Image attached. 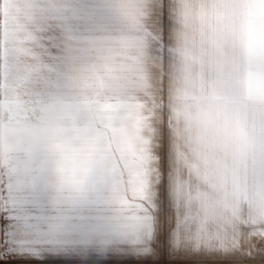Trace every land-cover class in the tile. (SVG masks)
I'll return each mask as SVG.
<instances>
[{
    "label": "rangeland",
    "instance_id": "rangeland-1",
    "mask_svg": "<svg viewBox=\"0 0 264 264\" xmlns=\"http://www.w3.org/2000/svg\"><path fill=\"white\" fill-rule=\"evenodd\" d=\"M225 6L165 19V33H149L158 22L145 17H86L70 26L68 61L42 98L52 159L87 176L129 230L179 225L193 244L243 243L241 227L226 241L223 226L227 211L231 220L242 211L236 193L226 209V191L227 180L241 179L243 154L193 132L194 115L224 126L242 121L253 141L246 165L264 171V67L251 61L250 35L237 32L246 25L228 18ZM14 7L7 28L0 14V48L23 41L39 9L37 0H14ZM249 198L247 209L264 206V195Z\"/></svg>",
    "mask_w": 264,
    "mask_h": 264
},
{
    "label": "snow or ice",
    "instance_id": "snow-or-ice-1",
    "mask_svg": "<svg viewBox=\"0 0 264 264\" xmlns=\"http://www.w3.org/2000/svg\"><path fill=\"white\" fill-rule=\"evenodd\" d=\"M31 31L0 48V264H264V239L193 244L179 225L129 230L87 176L54 163L42 98L68 61L86 0H37ZM4 27L17 10L0 0Z\"/></svg>",
    "mask_w": 264,
    "mask_h": 264
},
{
    "label": "crops",
    "instance_id": "crops-1",
    "mask_svg": "<svg viewBox=\"0 0 264 264\" xmlns=\"http://www.w3.org/2000/svg\"><path fill=\"white\" fill-rule=\"evenodd\" d=\"M86 3L94 10L86 17H145L146 19H157L158 24L155 29H148L149 33L167 32V30L163 29L166 25L165 19L199 16L196 14L197 11L217 9L219 3H224L226 4V10L229 12L228 18L237 17L247 26L237 30V32L250 35L247 37L246 49L257 52L254 58H251V61L253 60L260 65V68L264 67V0H86ZM148 26L150 25L148 24ZM227 32H234V30H227ZM262 72L264 73V71ZM245 74L243 73L242 75L244 89ZM250 160V158L248 161L246 160V154L242 155L241 179H237L238 182L236 181L238 186L230 185L227 180L228 190L226 195L228 197L226 209L229 210L227 206L229 195L236 193V195L241 196L242 211L240 216L236 219L233 217V220H231V215L228 217L229 212L227 211L226 223L223 225L226 227V241H234V238L231 237V232L235 226L241 227L239 233L243 243L251 239V233L264 234V212L262 213L264 206L257 205L251 208L250 205L249 209L246 206V203L250 201L249 195L251 193L264 195V184L260 188L261 180L264 178V171L256 169L251 173L248 165H246ZM255 160L258 161V158ZM229 166H232V164H229ZM256 167L258 168V165ZM228 173H231L232 178L234 177L233 169H229ZM226 177L230 176L226 175ZM231 204L233 205V202ZM213 218L215 220L213 219L212 222L211 238L213 237L214 241H217V212ZM238 238L237 240H239Z\"/></svg>",
    "mask_w": 264,
    "mask_h": 264
},
{
    "label": "clouds",
    "instance_id": "clouds-1",
    "mask_svg": "<svg viewBox=\"0 0 264 264\" xmlns=\"http://www.w3.org/2000/svg\"><path fill=\"white\" fill-rule=\"evenodd\" d=\"M193 132L198 137L207 134L220 139L224 146L238 154H249L253 149L250 131L240 120H235L227 126L215 124L199 115L193 116Z\"/></svg>",
    "mask_w": 264,
    "mask_h": 264
}]
</instances>
